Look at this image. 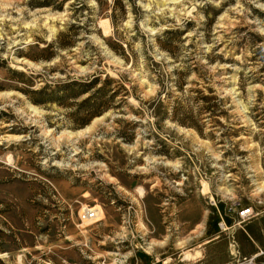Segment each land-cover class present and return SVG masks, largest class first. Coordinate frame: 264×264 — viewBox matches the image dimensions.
Segmentation results:
<instances>
[{
    "label": "rangeland",
    "instance_id": "obj_1",
    "mask_svg": "<svg viewBox=\"0 0 264 264\" xmlns=\"http://www.w3.org/2000/svg\"><path fill=\"white\" fill-rule=\"evenodd\" d=\"M185 27L174 61L157 38ZM106 78L118 98L78 126ZM258 199L264 0H0V264H196Z\"/></svg>",
    "mask_w": 264,
    "mask_h": 264
},
{
    "label": "trees",
    "instance_id": "obj_2",
    "mask_svg": "<svg viewBox=\"0 0 264 264\" xmlns=\"http://www.w3.org/2000/svg\"><path fill=\"white\" fill-rule=\"evenodd\" d=\"M187 32V27H185L183 30H177V31H167L163 34V36L157 38V44L160 50L167 53L168 56L172 57L174 61L176 60V56L173 51V47L176 45H179L181 43V37ZM64 35L61 34L57 39V44L60 47L65 46L64 41ZM177 47V46H176ZM49 46L47 48L43 49L42 52H48ZM33 61L37 60H47L48 57H39L37 59L30 58ZM189 75V71L186 70L182 76L183 78ZM19 77H22L23 74H18ZM98 80L91 81L88 85L79 86L77 84L72 85H64L62 87L57 88L56 91H49L46 89H41L40 91H35L32 93H27L25 91H21L22 94L27 96L29 101L33 105H47L50 103L58 104L59 102H65L67 99H76L80 97V95L86 93L87 90L94 87L96 85ZM184 81H178L176 82L177 89L182 90L184 87ZM113 81L109 78H106L104 82L102 83L101 87L95 91L93 94V97H89L86 100H84L81 105L79 106L81 110H85V112H90L89 117L86 118V120L82 121L78 126L82 127L86 125L92 118L100 116L105 111L109 110L108 104L113 102V100L118 98V93L114 91H108L109 85H111ZM86 90V91H83ZM107 97V100L102 102L100 101L103 97ZM203 100H207V97H203ZM55 101V102H54ZM179 124H183L182 122H179Z\"/></svg>",
    "mask_w": 264,
    "mask_h": 264
},
{
    "label": "crops",
    "instance_id": "obj_3",
    "mask_svg": "<svg viewBox=\"0 0 264 264\" xmlns=\"http://www.w3.org/2000/svg\"><path fill=\"white\" fill-rule=\"evenodd\" d=\"M259 202L254 201L251 206L255 212L259 215L245 223L242 229L235 228L234 223H236L237 218L235 213L231 215H226L225 226L227 228L226 236L232 237L235 242L237 252L239 257L248 258L256 255L258 251H264V208L260 207L262 205V200L258 199ZM247 207V208H248ZM223 233V231H221ZM230 250L225 248L220 242L206 243V245L200 248L199 251H195L199 257L196 259V264H232L234 263V258L230 254ZM189 253L193 258L194 255L191 254V247L186 249L182 255ZM168 264H186L188 260L186 258L178 260H167ZM259 264H264V256L258 259ZM190 264V263H189Z\"/></svg>",
    "mask_w": 264,
    "mask_h": 264
},
{
    "label": "built area",
    "instance_id": "obj_4",
    "mask_svg": "<svg viewBox=\"0 0 264 264\" xmlns=\"http://www.w3.org/2000/svg\"><path fill=\"white\" fill-rule=\"evenodd\" d=\"M233 212L235 213V216L237 218V224H244L249 222L250 220L256 218L259 213L255 212L252 207H248V208H242V209H237L235 207V209H232ZM100 213L98 211L95 210H86L85 212H83L80 216V219L82 222H98L100 220ZM225 225L224 224H219V229L221 231L225 230ZM231 247V256L235 259L234 263L232 264H259L258 263V259L264 256V251H258V253L252 257H248V258H241L239 257V254L237 252V248L233 243H231L230 245Z\"/></svg>",
    "mask_w": 264,
    "mask_h": 264
},
{
    "label": "bare ground",
    "instance_id": "obj_5",
    "mask_svg": "<svg viewBox=\"0 0 264 264\" xmlns=\"http://www.w3.org/2000/svg\"><path fill=\"white\" fill-rule=\"evenodd\" d=\"M89 129V128H88Z\"/></svg>",
    "mask_w": 264,
    "mask_h": 264
}]
</instances>
